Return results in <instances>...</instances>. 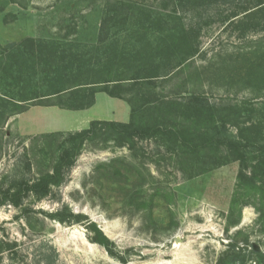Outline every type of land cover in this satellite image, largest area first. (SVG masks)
Here are the masks:
<instances>
[{
    "label": "rangeland",
    "instance_id": "rangeland-1",
    "mask_svg": "<svg viewBox=\"0 0 264 264\" xmlns=\"http://www.w3.org/2000/svg\"><path fill=\"white\" fill-rule=\"evenodd\" d=\"M116 3L124 6L120 23L108 22L102 34L101 24ZM253 6L249 0L207 12H179L187 28L199 30L200 52L184 73L177 69L178 57L160 63L157 74L172 73L176 79L159 81L157 91L182 102L197 92L218 106H239L243 121L252 115L254 122H264V28L245 32L233 19L235 12ZM175 9L165 0H0V50H14L13 72L26 64L23 78L36 79L42 92L55 83L45 82L47 74L56 75L50 70L60 73L58 89L133 78L136 69L127 66L136 64L133 54L148 53L142 60L153 56L155 65L160 38L155 29H136L134 18L140 11L155 17ZM116 53L127 55L116 60L120 73L109 77L103 65L115 61ZM31 63H37V75ZM60 101L0 109V264H257L253 249L264 254L262 207L251 201L232 208L240 164L188 180L170 147L155 139L138 140L134 150L103 140L87 143L48 197L30 194L18 207L10 203L5 194L11 188L54 170L68 135L93 121L130 122V105L104 93L82 111L52 105ZM92 223L111 241L115 255L93 241Z\"/></svg>",
    "mask_w": 264,
    "mask_h": 264
},
{
    "label": "trees",
    "instance_id": "trees-1",
    "mask_svg": "<svg viewBox=\"0 0 264 264\" xmlns=\"http://www.w3.org/2000/svg\"><path fill=\"white\" fill-rule=\"evenodd\" d=\"M247 1L249 0H165L176 8L173 14L158 13L154 17L146 11H140L134 18L133 26L144 33L155 29L160 38L153 50L155 65L153 56L148 61L142 60L148 53L133 54L138 57L136 64L127 65L136 69L137 75L133 78H106L58 89L56 83H62V80L57 79L60 73L58 70H50V74L56 75L51 77L47 74L45 82L55 83L49 91L42 92L40 90L43 87L36 79L27 81L23 78L26 76L25 68H28L26 64H22L21 72H13L10 60L14 50L11 54L7 49L0 50V87L3 89L0 90V109L10 105L21 108L24 104L59 98V104L52 105L71 111H82L96 104V95L99 93L125 101L131 107L129 123L93 121L89 128L68 135L61 144V154L54 170L33 183L24 181L18 188H11L5 194L6 199L18 207L24 197L30 194L38 198L48 197L52 188L60 186L65 175L72 171L87 143L103 140L104 143L134 150L138 140L155 139L170 147L188 180L238 162L240 169L232 208L242 209L251 204V201L256 206L261 205L262 208L258 209L261 213L260 220L264 223V122H254L252 115L247 122L243 121V110L239 106H218L197 92H186L189 93L188 98L182 102L177 97L170 100L157 91L159 81L167 84L176 79L172 73L163 78L159 76L157 71L162 66L160 63L178 57L181 63L177 69L181 68L179 71L184 73L186 65L200 52L199 30L195 27L187 28L179 12H207L215 7L237 6ZM253 1L252 8H243V12L233 14L235 25L245 32L249 29L258 31L260 27L264 28V0ZM122 9L124 6L119 3L110 7L107 16L109 18L101 24L102 34L108 22L120 23ZM126 21L127 17H124V22ZM28 43L41 45L35 40L25 42ZM21 51L22 47L18 53ZM44 51L41 48L43 56L48 57ZM47 53L55 52L49 50ZM126 55L116 53L113 56L115 61H108L103 65V72L109 77L120 73L122 64L116 63V60ZM31 67L33 74L37 75V63H31ZM66 95L69 96L68 102H64ZM152 112H155V117ZM148 116H151L150 120H147ZM231 128L237 130L236 136L231 132ZM90 230L95 234L93 241L106 248L111 255H115L111 241L98 226L92 223ZM2 253L0 246V262ZM253 253L256 255L257 264H264V254L255 248Z\"/></svg>",
    "mask_w": 264,
    "mask_h": 264
},
{
    "label": "water",
    "instance_id": "water-1",
    "mask_svg": "<svg viewBox=\"0 0 264 264\" xmlns=\"http://www.w3.org/2000/svg\"><path fill=\"white\" fill-rule=\"evenodd\" d=\"M176 242H180V239L179 238H177V241Z\"/></svg>",
    "mask_w": 264,
    "mask_h": 264
}]
</instances>
